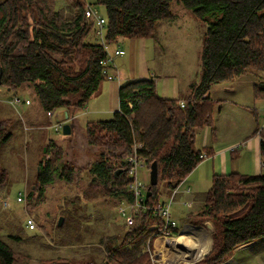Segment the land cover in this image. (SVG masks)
Instances as JSON below:
<instances>
[{"label":"trees","instance_id":"obj_1","mask_svg":"<svg viewBox=\"0 0 264 264\" xmlns=\"http://www.w3.org/2000/svg\"><path fill=\"white\" fill-rule=\"evenodd\" d=\"M173 1L0 0V85L19 92L28 84L47 116L64 109L71 117L86 107L107 80L104 68H111L104 64L108 54L95 36V23L86 17L87 7L104 8L105 40L116 45L121 39H154L157 23L174 19ZM178 1L207 24L199 82L192 84L181 107L179 100L161 98L154 80L131 81L120 88V108L110 120L87 123V141L100 150L99 160L90 167L93 179L88 189L65 200L64 220L62 226L57 223V232L69 227L61 241L83 245L89 252L81 260L49 259L41 264H152L148 248L154 250L158 242L176 244V239L164 243L165 223L155 215L161 203L160 186L166 183L172 191L200 165L204 154L209 155V150H196L195 142L198 131L213 127L212 86L232 82L250 71L264 73V0ZM254 93L264 100V84H255ZM6 122L0 121V151L12 138ZM138 144L142 145L138 153L149 159V167L154 162L158 165V183L146 187L151 192L145 200L149 210L139 214L131 227L123 223V232L116 226L115 234L105 233L98 243H84L95 231L86 225L93 218L80 212L79 202L91 201L99 189L116 197L119 205L133 202L127 158ZM44 149L27 196L29 205L43 202L55 177L66 185L77 181L74 165L65 162L64 151L54 140ZM260 152L264 165V131ZM111 160L119 165L112 166ZM120 169L123 172L116 175ZM8 175L0 165V193L6 189ZM201 200L204 206L199 215L217 224L212 253L202 264H221L238 247L264 240L263 169L257 175H214L212 187ZM70 204L77 206L68 208ZM172 233L177 236L179 229ZM14 239L0 233V264H28V256L14 245Z\"/></svg>","mask_w":264,"mask_h":264},{"label":"rangeland","instance_id":"obj_2","mask_svg":"<svg viewBox=\"0 0 264 264\" xmlns=\"http://www.w3.org/2000/svg\"><path fill=\"white\" fill-rule=\"evenodd\" d=\"M62 4L59 5L60 8L64 7ZM96 8L100 15L104 16V8L100 6H96ZM171 10L174 19L159 22L155 38L146 42L148 64L160 71L159 73L175 75L180 81H186L189 72H191L192 79L199 81V73L202 69L201 51L207 24L197 19L178 0L171 3ZM129 40L126 39L123 42L127 51L128 44L131 42ZM93 42H97L96 38ZM138 56V51H136V57ZM127 58L128 56L125 59ZM255 84H264V73L250 71L232 82L213 86V96L216 99H231L232 103L225 104L221 100L217 101L218 99L215 101V105L216 103L219 105L214 106L213 127L197 132L196 150L204 152L206 145L216 147L220 142L226 145L232 141L235 143L236 137L240 136V133L246 138L252 129H257L256 135L260 138L258 124H261L264 115V100L255 96L253 90ZM100 94V91L95 94L98 98L97 102H102L103 95ZM17 95L23 98L27 95L31 99L32 105L29 110L37 113L36 117L40 121L38 125L42 127L41 130L31 128L32 124L24 112L26 108L10 104L13 97ZM246 107L256 111L259 115L258 119L251 117L249 122L245 115ZM82 110L80 109L76 113L79 119V129L73 130L71 135L66 136L63 130H55L53 125L59 123L55 117L50 119L42 110L36 92L30 85L27 84L19 92L9 91L0 85V121H7L6 124L12 133V138L0 151V165L9 174L6 189L0 193V233L6 238L11 236L16 238L14 245L24 252V256H28L25 259L28 264H41L42 261L49 259L81 260L85 252H89L84 249L83 245L69 246L61 241V237L68 235L69 227L57 232V223L61 218V210L66 205L65 200L73 199L77 195L81 196L82 192L88 189L87 187L93 179L90 167L93 162L99 160L100 150L88 144L85 132L88 117L82 116ZM63 111L64 109L57 110L55 115ZM112 117L103 118V120ZM61 123L72 126V116L69 120ZM47 136L58 141L56 143L64 151L65 162L71 163L75 167L77 181L73 185H66L55 177L54 184L47 188L43 202H37V204L34 202L29 205L27 196L35 184L38 163L44 158V147L48 142L43 144L42 141ZM243 145L244 143H239L231 148L235 151ZM238 150L241 156L246 152L244 148ZM208 156L210 155H206L205 158ZM109 163L114 167L119 165L117 161L111 160ZM236 164H238V170L242 171L247 162L243 159L236 161ZM139 178L148 186L151 183L150 168H141ZM202 178L199 184L200 188L197 190L186 181L181 185L180 193L177 194L175 200H172V216L178 223L180 231L185 226L191 225L201 227L203 233L187 231L181 235L179 232L174 237L176 239L174 249L170 245L162 246L163 243L159 244L158 242L154 246V250H151L153 254L148 252L152 264H202L207 257H210L214 246L213 234L217 224L213 220L202 218L199 215L204 206L201 198L212 187V178L211 181L205 179L203 182ZM188 186L193 189L190 195L185 194ZM160 190L162 193L161 203L170 202L172 191L167 189V184L163 183ZM198 194H200L199 197ZM20 196L25 197L26 200L18 201ZM187 201H191L193 207H189ZM78 205L80 212L93 218L86 222V225L91 226L95 234L93 238L90 237L92 239L87 236L88 239L86 238L84 243H98V239L105 233L106 235L115 234L116 226H120L118 228L122 232L125 229L119 214V207L122 204L119 205L116 197L111 196L107 191L102 192L99 189L91 201L81 200ZM76 206L77 204H70L68 208ZM28 218L35 221L36 229L28 228ZM169 250L171 252H168ZM158 251L164 252L159 259H156L154 254ZM221 264H264V240L238 247L232 256Z\"/></svg>","mask_w":264,"mask_h":264},{"label":"crops","instance_id":"obj_3","mask_svg":"<svg viewBox=\"0 0 264 264\" xmlns=\"http://www.w3.org/2000/svg\"><path fill=\"white\" fill-rule=\"evenodd\" d=\"M156 29H157V26H156ZM124 40L126 39L119 40L115 45V46H118L124 49L126 51V55L116 58L115 64L112 65L111 68L109 69L110 75L114 77L113 80H105L104 83L102 82L99 88V91L101 92L100 95H103L102 102H97L98 98L94 95L89 100L88 104L81 112L82 116L88 117V120L86 121V123L93 122V121H106V120H103V118L112 117L113 114L116 111H118L120 108V100H119L120 88L124 84H127L131 81L152 79L154 80L155 85H156V92L161 98L179 100L180 102H184L185 98H187L190 95L192 84L199 82L197 80L195 81L194 79H192L190 75L191 72L187 73L188 70L186 71V73L188 74V78L186 79V81L185 80L180 81L175 75H168V74H164L163 72L159 73L160 71H158L154 67H151L148 64L149 62L146 56V42L150 40L130 39L129 41L131 42H129L128 44V51L123 45ZM136 51H138V54H139L138 57H136ZM126 56H128L127 59H125ZM200 73H199V76H200ZM212 89H213V86L210 90L209 95L213 101H216L218 98L216 99V97L213 96L214 91H212ZM216 92L218 91L216 90ZM24 98L30 100V104L28 105L24 104L21 107L26 108V111L24 112H25L27 119L32 124L31 128L41 130L42 127L38 125L39 124L38 122L40 121H38L36 117L37 113L35 111L29 110L30 106L32 105L31 99L27 95L24 96ZM220 100L222 103H225V104L232 103L231 99L222 98V99H218L217 101H220ZM218 105L219 104L216 103L215 106H218ZM214 110L215 108L213 109V113H215ZM76 113L72 115V122H73L71 126L72 131L79 129V122H78L79 119ZM257 114L258 113L256 111L250 109L249 107H246L245 115L249 122H250L251 117L256 118ZM212 118H213V115H212ZM256 130L257 129L255 130L252 129L248 133V137L246 138H244L242 136L243 134L240 133V136L236 137V142L233 143L232 141L229 145H226L225 143H221V142L217 143L216 147H212V146L208 147V145H206L205 147L204 145L205 151L209 150L210 156L205 158L200 163V165H198V167L182 182L181 185H183L186 181V182H189V184L197 190L198 188H200L199 184L201 182V178L203 174L204 176L202 178V182L205 179L206 181H209V180L211 181V178H213L214 175H227L231 173H241V174H246V175L260 174L262 172L263 163H262V155L260 152V138L257 137ZM72 131H71V134H72ZM51 140H54V139H50L47 136L42 142H44L43 144H45ZM54 141L58 142L56 140ZM239 143H242V144L244 143V145L242 147H239L238 149L244 148L246 151L245 154L242 156L238 149L234 151L231 148L233 145H236ZM243 159L247 162V164L244 167V169H242V171H239L238 164H236V161H240ZM230 161H231V164H230ZM181 185L179 186L178 193H180ZM191 186H188L187 190L185 191V194L190 195L192 193L193 189ZM188 190H189V193L187 192ZM199 196L200 194H198V197ZM187 202L191 205V207H193V204L191 201H187ZM201 229H202L201 227L187 225L180 232L181 234L187 231L199 233V232H202ZM171 247L174 249L175 245L172 244ZM168 252H171V251L169 250Z\"/></svg>","mask_w":264,"mask_h":264},{"label":"built area","instance_id":"obj_4","mask_svg":"<svg viewBox=\"0 0 264 264\" xmlns=\"http://www.w3.org/2000/svg\"><path fill=\"white\" fill-rule=\"evenodd\" d=\"M86 17L88 20L93 21L95 23V36L98 38L99 42L104 46L105 51L108 54V59L104 64H110L111 66L115 64V59L118 57H122L126 54V51L122 49L121 47L115 46L114 44H108L105 40L106 38V19L102 17L99 13V11L91 6H88L86 9ZM103 74L106 76L107 80H113V76L109 73V68H104ZM11 104L14 106H22L24 104L28 105L30 104V100L23 98L22 96H14ZM181 107H184V102L180 103ZM264 112V107H263ZM56 111H52L48 113V117L50 119H53L55 117ZM56 131L63 130V124L59 123L57 125H53ZM264 131V115L262 116V122L258 126V133H261ZM142 148V145H135L133 148V154L130 155L127 158V163L129 165L128 168V180L130 181L129 184V190L133 194L134 201L131 203H124L120 205L119 207V214L122 217L123 223L127 227H131L134 222L135 218L141 214L146 213L149 210V207L146 205V198H148L146 185L140 180L139 178V170L141 168H150L149 167V159L145 156H140L138 153V150ZM206 154L202 156V158H205ZM262 169L264 171V165H262ZM151 170V168H150ZM182 184V182L175 186V188L172 190V196L170 199V202L167 203H160L155 211V215L162 218L165 225L164 230L162 232V236L166 238L165 242H170L174 239V235L172 233L173 229H179L178 223L172 216V200H175V197L177 196L179 192V186ZM189 193V190L187 191ZM25 197L20 196L18 198V201L23 202L25 201ZM191 207V205H188ZM27 226L29 229L34 230L36 229V223L32 218L27 219ZM179 234V233H178ZM166 251V250H164ZM163 251V252H164ZM147 252L152 251L151 249H147ZM163 252L158 251L155 252L154 257L156 259H159L161 254Z\"/></svg>","mask_w":264,"mask_h":264},{"label":"water","instance_id":"obj_5","mask_svg":"<svg viewBox=\"0 0 264 264\" xmlns=\"http://www.w3.org/2000/svg\"><path fill=\"white\" fill-rule=\"evenodd\" d=\"M1 75H2V70L0 69V82H1ZM55 118H56V121L58 122V123H61V122H64V121H66V120H69L70 119V116H69V113H68V111L67 110H64L62 113H60V114H56L55 115ZM71 131H72V129H71V126L70 125H68V124H64L63 123V133L66 135V136H68V135H70L71 134ZM44 151H46V149H44ZM123 172V170H118L117 172H116V175H118V174H120V173H122ZM158 183V165H157V163L156 162H154L152 165H151V185H156ZM151 195V192L150 191H148L147 192V197H149ZM63 217H61L60 219H59V221H58V225L59 226H62V224H63Z\"/></svg>","mask_w":264,"mask_h":264},{"label":"bare ground","instance_id":"obj_6","mask_svg":"<svg viewBox=\"0 0 264 264\" xmlns=\"http://www.w3.org/2000/svg\"><path fill=\"white\" fill-rule=\"evenodd\" d=\"M185 233V232H184ZM184 233H182L181 235H183ZM186 235V234H185ZM188 252V251H187Z\"/></svg>","mask_w":264,"mask_h":264}]
</instances>
